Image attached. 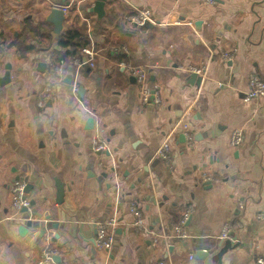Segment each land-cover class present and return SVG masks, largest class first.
I'll return each instance as SVG.
<instances>
[{
  "label": "crops",
  "instance_id": "0c3cea01",
  "mask_svg": "<svg viewBox=\"0 0 264 264\" xmlns=\"http://www.w3.org/2000/svg\"><path fill=\"white\" fill-rule=\"evenodd\" d=\"M96 1L0 0V77L12 66L11 83L0 87V264H40L49 248L60 262L47 264H259L264 102L243 97L252 74L264 80V0H107L101 19ZM52 9L64 13L60 34L47 20ZM141 10L153 15L147 28L125 19ZM73 29L95 48L94 67L69 64L84 61L81 49L72 57L59 45ZM61 59L68 61L63 84L40 108ZM120 61L147 69L158 106L142 104L137 79ZM236 130L243 139L233 147ZM95 140L107 146L102 155ZM164 145L170 163L159 155ZM17 178L33 187L27 213L12 205ZM132 204L144 213L142 231ZM190 206V240L179 239ZM112 218L114 243L97 249V227ZM227 240L232 248L220 254ZM197 252L208 257L198 260Z\"/></svg>",
  "mask_w": 264,
  "mask_h": 264
},
{
  "label": "built area",
  "instance_id": "2783aa9c",
  "mask_svg": "<svg viewBox=\"0 0 264 264\" xmlns=\"http://www.w3.org/2000/svg\"><path fill=\"white\" fill-rule=\"evenodd\" d=\"M206 5H213L216 0H203ZM152 13L149 10H141L131 13L126 16V20L131 22L137 26H144L148 21L152 18ZM95 48L92 46L83 47L81 49V55L84 57V61L82 62L80 58H70L69 64L79 67L84 64H89L90 67L95 66V58L97 56V52L94 50ZM122 50L128 52V48L123 46ZM227 61L233 59L232 54H227L224 57ZM67 64L68 61L66 59H61L59 63L53 66L49 72V82L47 86V91L43 93L39 98V107L45 108L50 101H53L55 94L58 88L63 84V78L67 73ZM119 68L123 71L129 72L137 79V83L139 85V95L141 102L144 106H147L150 103H154L156 106L160 104V97L156 91V88L150 85L149 77L147 69L144 66H133L127 61H120L118 63ZM194 72H200L198 69H193ZM78 89L75 88V91ZM243 101L245 103H249L251 101H262L264 102V80L260 78L257 74H252L250 77V89L248 92L244 93ZM5 120V115L2 108V103L0 102V124ZM243 139V135L241 130H236L232 134L231 145L233 147H238ZM94 151L103 152L107 149L105 143L100 141H94ZM160 157H162L167 163H170L169 156V146L164 145L159 152ZM202 181L206 184H210L215 181L212 177L204 176ZM27 182L24 179L19 178L15 180L11 187V197H12V205L14 210L21 211L24 208H30V201L27 198L26 194ZM193 211V208L190 206L180 222L179 226H177L175 231V237L179 239H184L188 237V232L186 231V223L188 222L190 215ZM130 212L135 216V227L138 231H142L145 227V217L144 213L136 207L134 204L130 206ZM118 224L117 218H112L109 221L99 224L97 227V235L94 241L95 247L100 250H108L114 243V227ZM229 227H225L221 239H224L228 236ZM59 255V251L54 249H47L44 251L42 255V260L40 264H47L52 260L54 256ZM191 258L193 259L194 256ZM259 264H264V257L258 259ZM163 264V263H160Z\"/></svg>",
  "mask_w": 264,
  "mask_h": 264
},
{
  "label": "water",
  "instance_id": "95a60500",
  "mask_svg": "<svg viewBox=\"0 0 264 264\" xmlns=\"http://www.w3.org/2000/svg\"><path fill=\"white\" fill-rule=\"evenodd\" d=\"M106 2H107V0H97L95 5H94V8L92 9V11L95 12L98 15L99 19H101V18H103L105 16V4H106ZM47 20L54 24L55 33L56 34H60V32L63 29V22H64V13H63V11H61L60 9H52L51 14L47 18ZM143 27L147 28L148 26L144 25ZM11 69H12V66L10 64H7L5 66V73H4L3 76L0 77V87H6V86H8L11 83V81H12V79H11ZM191 78L193 80H198V81L201 80L200 76H198L196 74H193L191 76ZM64 83L66 85H71L72 84V79H71L70 75L67 76L66 79H64ZM81 92H82V89H80V93ZM86 128H87V130H91V129L94 128V119L93 118L88 119ZM180 139H181L182 143H186V138H185V136H184V134L182 132L180 133ZM103 152L102 151L101 152H97V155H102ZM102 176L105 177V176H107V174L105 173ZM18 179L19 178H17L16 180H18ZM32 189H33L32 185L31 184H27L26 191H25L26 194H29L32 191ZM63 194H64V186L58 185V195H59V197H62ZM33 205H34V203L30 202V207H32ZM28 211H29V208H24L22 210V213H27ZM187 225H188V222L186 223V226ZM19 233H20V235L25 236V234L27 233V229L25 227H20ZM183 240H190L189 234H188V237L184 238ZM224 241L225 240L221 239V245H220L221 247H222ZM227 241H228L227 244H225L226 246L224 247L223 251L220 254H222L226 250L232 248V244L230 243V241L229 240H227ZM206 256L208 257L207 253L204 254L202 252H197L196 255H195V258L198 259V260H203L204 257H206ZM52 261L55 262V263H58V262H60V257L54 256L52 258Z\"/></svg>",
  "mask_w": 264,
  "mask_h": 264
},
{
  "label": "trees",
  "instance_id": "16d2710c",
  "mask_svg": "<svg viewBox=\"0 0 264 264\" xmlns=\"http://www.w3.org/2000/svg\"><path fill=\"white\" fill-rule=\"evenodd\" d=\"M59 45L62 48H68L70 50V55L75 57L78 55V50L82 49L86 46L85 37L80 34L78 30H70L64 33L61 40L59 41ZM27 53L30 48H24Z\"/></svg>",
  "mask_w": 264,
  "mask_h": 264
}]
</instances>
